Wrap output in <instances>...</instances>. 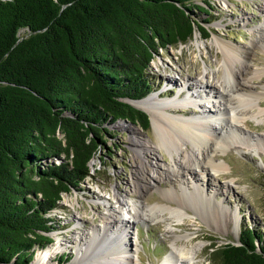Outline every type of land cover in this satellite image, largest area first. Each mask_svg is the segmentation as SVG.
<instances>
[{
  "label": "trees",
  "instance_id": "trees-1",
  "mask_svg": "<svg viewBox=\"0 0 264 264\" xmlns=\"http://www.w3.org/2000/svg\"><path fill=\"white\" fill-rule=\"evenodd\" d=\"M203 1L0 0V264H30L53 241L54 209L114 121L151 126L132 100L154 90L162 48L210 36ZM212 247L217 264H264L252 225Z\"/></svg>",
  "mask_w": 264,
  "mask_h": 264
},
{
  "label": "rangeland",
  "instance_id": "rangeland-1",
  "mask_svg": "<svg viewBox=\"0 0 264 264\" xmlns=\"http://www.w3.org/2000/svg\"><path fill=\"white\" fill-rule=\"evenodd\" d=\"M209 1L212 4V8H208L210 13L195 11L200 19H210L206 23L210 36L203 37L202 31L196 28L188 41L162 48L151 62L154 90L143 98L151 96L154 100H166L178 94L183 98L181 102L187 105L170 108L166 111L170 115L204 119L208 109L216 115L220 107L223 109L224 99L219 94L216 97L209 95L216 93L219 86L217 77L224 75L222 53L214 42L215 37H223L238 46L244 55L251 50V57L246 61L249 68L246 67L245 83L249 90L260 95L256 99L253 97L249 104L253 103L254 110L260 109L262 113L255 116L249 111L245 114L246 119L239 123L242 130L251 136L248 140L238 134L235 140L229 141L230 144L215 152V160L224 159L226 167L217 172L211 169L203 172L199 168L192 173L186 171L178 176V180L165 179L148 191L144 203L176 206L173 199L168 198L172 195L165 192L186 190L187 206L183 212L189 214H184L180 222L166 211L159 214V218L127 219L130 220L132 235L125 239L135 257H138L134 251L136 245L139 247L140 260L137 261L141 263L137 264H164L166 255L175 252L172 247L175 235L188 233L190 242L181 237L177 243L186 242L189 247H198L194 264H217L210 257L212 245L237 242L242 224L264 230V0ZM201 2L207 5V2ZM195 34H198L197 38ZM253 75L255 77H251ZM259 100L261 104H258ZM222 114L219 112L216 116ZM109 127L105 144L91 162V174L71 191L63 192L61 206L54 209L55 228L49 232L53 241L36 249L30 264L39 256L42 260H51L52 264H73L77 258L78 264H99L98 256L92 258L101 253L99 237L91 242V250L86 254L82 246L85 244L78 236L84 234L89 241L94 237L89 231L95 226L101 227L99 233L108 238L109 246L122 248L120 240L124 236L118 227L126 214L117 205L114 195L118 190L129 194L137 177L140 164L136 140L142 138L152 146H158L154 154H149V160L153 161L157 155L158 161L172 167L174 149L162 142L152 122L148 129H144L126 119H117ZM195 185L201 187V192L195 190ZM137 200L135 196L129 198L130 203H139ZM111 218L112 222L108 224L114 227L109 226V229L116 230L119 235H111L102 228ZM78 248L82 249L79 255ZM90 252H93L91 256Z\"/></svg>",
  "mask_w": 264,
  "mask_h": 264
},
{
  "label": "bare ground",
  "instance_id": "bare-ground-1",
  "mask_svg": "<svg viewBox=\"0 0 264 264\" xmlns=\"http://www.w3.org/2000/svg\"><path fill=\"white\" fill-rule=\"evenodd\" d=\"M197 37L198 34H195V38ZM214 42L220 48L222 53L224 75L219 74L220 76L217 77V84L220 87L218 86L216 93L209 96L216 97L219 94V96L223 97V109L220 107L216 112L217 114H219V112L220 114L223 113L222 115H212L210 112L212 111L211 109H208L209 113L204 119L193 117L177 118L170 115L166 112L170 108L175 109L176 107H186L185 105H187L182 103L183 98H180V95L178 94L172 99L166 100H154L151 96L139 100H132L135 105L149 112L152 125L156 128L159 138H161L163 143L174 149V153H172L173 165L171 167L168 164L158 161L157 155L154 156L153 161L149 160V154H154L158 146H152L142 138L136 140L137 155L140 164L139 170L137 171V177L133 181L129 194H122L120 190H118V194L114 195L118 203L117 205L123 209L124 215L126 214L125 218L122 217V224L118 227L120 234L124 236L120 240L122 248H117L114 245L109 246V242H107L108 238L99 233L102 229L98 226H95V229L89 231L91 232L90 235L94 236L89 241L87 240L86 235H78L80 241L85 244L82 246H84V252H86V254L91 250V242L99 237L101 253L92 256V258L97 256L100 258L101 262L99 261V264L141 263L140 261H137V259L140 260L138 245H136L134 250L138 257H135L130 250L131 246L128 245V240L125 239L126 237H129V234L132 235V231L130 230V220L127 219L134 221L136 219H145V217L152 216L154 218H159V214L165 213L166 211L173 216L174 220L180 222L184 214H189V212H183V208H186L187 206V196L184 197V194L188 193L186 190L179 191L178 189H173L170 190L172 191L171 193L165 192V194L172 195L168 198L170 200L173 199L176 206H172L171 204L163 206V204L149 205L146 202L144 203L143 199L146 198L148 191L154 189L160 184V182L166 181L165 179L169 180L174 178L178 180V176L185 174L186 171L192 173L199 168L203 172H207L208 169L217 172L226 167L227 163L224 159L222 161L215 160V152L218 149L222 150L224 145L230 144L231 142L229 141L235 140V137L238 134H241L243 139L247 140L251 137L249 134L247 135L239 125L241 121L246 119L245 114L247 112L252 111L255 116L262 113V110L260 109L254 110L253 103L249 104V101L253 99V97L256 99V97H260V95L255 91L249 90L247 87L248 85L245 83L247 78L246 67L249 68V66H246L248 63L246 61L251 57V50H247L246 53L244 52V55L238 46L233 45L223 37H215ZM254 75L251 77H255ZM176 101L177 103H175ZM258 104H261L260 100ZM180 110L183 111L185 109L180 108ZM222 110L223 112H221ZM257 140L261 143V138L258 137ZM195 190L201 192L202 189L200 186L195 185ZM132 196L137 197V202L139 203H130L129 198ZM141 197L142 200L139 199ZM188 198L190 199V197ZM114 209L115 208L113 207V210ZM111 222L112 218L109 222L105 221V225H102V228L107 229L111 235H119L116 230L109 229L110 227H114V225L108 224ZM181 237H184L186 242H190L191 240V235L189 233L182 236L176 234L175 239H173L172 242V247L175 249V252L166 255L163 260L164 264H194L198 253V247H195L194 245L189 247L190 245L188 246L186 242L178 244L177 240ZM136 239H138L137 233ZM81 251L82 249L78 248V255ZM92 254L93 252H90V256ZM39 257L33 262V264H52L50 263L51 260L45 261ZM77 259L73 264H78L76 263Z\"/></svg>",
  "mask_w": 264,
  "mask_h": 264
},
{
  "label": "water",
  "instance_id": "water-1",
  "mask_svg": "<svg viewBox=\"0 0 264 264\" xmlns=\"http://www.w3.org/2000/svg\"><path fill=\"white\" fill-rule=\"evenodd\" d=\"M93 160V159H92ZM92 160H91V162H92Z\"/></svg>",
  "mask_w": 264,
  "mask_h": 264
}]
</instances>
